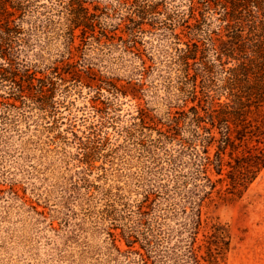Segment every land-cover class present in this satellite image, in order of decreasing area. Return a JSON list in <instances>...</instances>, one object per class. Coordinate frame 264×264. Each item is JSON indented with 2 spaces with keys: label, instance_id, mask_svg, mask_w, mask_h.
<instances>
[{
  "label": "rangeland",
  "instance_id": "obj_1",
  "mask_svg": "<svg viewBox=\"0 0 264 264\" xmlns=\"http://www.w3.org/2000/svg\"><path fill=\"white\" fill-rule=\"evenodd\" d=\"M7 7L0 19L20 31L17 73L0 80V264H189L196 207L199 264H209L213 224L230 238L223 264H264V166L239 191L227 176L234 159L264 149V139L236 138L232 128L222 173L208 165L212 189L190 178L191 150L182 145L189 140L204 154L190 107L203 115L225 100L178 59L201 35L194 24L203 18L220 39L219 10L201 0H7ZM31 78L44 83L43 95ZM217 144L207 145L211 160ZM175 173L187 184H176ZM192 183L203 185L190 198Z\"/></svg>",
  "mask_w": 264,
  "mask_h": 264
},
{
  "label": "trees",
  "instance_id": "obj_2",
  "mask_svg": "<svg viewBox=\"0 0 264 264\" xmlns=\"http://www.w3.org/2000/svg\"><path fill=\"white\" fill-rule=\"evenodd\" d=\"M82 1L77 0L80 4ZM201 2L209 9L214 6V9L219 10L218 18L224 24L218 28L220 30L223 27L225 33L219 35L220 39L213 37L208 33V29L201 26L204 22L203 18L201 24H194L195 32L201 35L198 39L186 43L185 48L180 49L178 59L187 73L189 68H193V75L200 76L208 90L217 89L219 93L224 94L225 100L217 107L210 109L206 107L203 115L198 112L195 105L190 107L191 122L194 125L192 134L206 142L202 149L204 154H200L197 147L189 140H184L182 145L187 144V148L191 150L189 153L194 169L190 173V178L203 179L212 189L215 187V180H212L207 173L208 165L213 164L215 172L222 173V153L226 146L233 142L232 128L236 131V138L248 135L254 136L258 141L260 137L264 139V0H201ZM7 8V0H0V14L9 16L10 12ZM19 31L13 19L6 16L0 19V58L4 59L0 62V80L10 79L17 73V70L12 68L16 59L13 42ZM28 85L36 88L41 95L45 92L42 81L35 84L31 78ZM192 92L195 96V89ZM203 123H209V126ZM213 127H216L220 133L218 138H215L211 130ZM199 128L207 134L201 136L197 132ZM215 139L218 141L217 150L211 160L207 155V145ZM234 161L230 164L231 169L227 170V176L233 189L239 191L241 187L246 188L264 166V149L236 157ZM177 165V163L173 164V169H176ZM174 176L176 184H187V181L185 183L179 181L181 176L179 173H175ZM219 179L220 177L216 180ZM201 184L192 183L194 188L189 191L190 198L197 196L195 191ZM201 191L207 193L205 187ZM194 214L196 218L188 229V241L192 242L186 245L188 257L186 261L189 264H199L193 244L196 241L197 228L201 223L199 207H196ZM212 227L210 240L212 246L209 247L208 257L205 260L209 264H223L222 256L229 248L230 238L221 225L213 224Z\"/></svg>",
  "mask_w": 264,
  "mask_h": 264
}]
</instances>
